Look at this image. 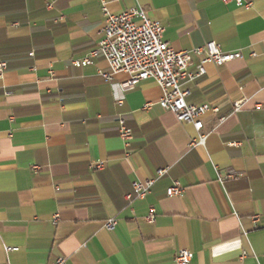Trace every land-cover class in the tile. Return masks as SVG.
Returning <instances> with one entry per match:
<instances>
[{
	"label": "crops",
	"instance_id": "crops-1",
	"mask_svg": "<svg viewBox=\"0 0 264 264\" xmlns=\"http://www.w3.org/2000/svg\"><path fill=\"white\" fill-rule=\"evenodd\" d=\"M104 8L142 9L178 52L214 41L241 53L184 86L189 104L219 110L203 118L205 146L191 148L194 126L159 105L155 81L122 93L128 75L107 61L74 66L101 41ZM0 60V264H177L181 250L191 264H264V0H0ZM227 174L238 179L221 183ZM176 181L184 193L168 197Z\"/></svg>",
	"mask_w": 264,
	"mask_h": 264
},
{
	"label": "built area",
	"instance_id": "built-area-1",
	"mask_svg": "<svg viewBox=\"0 0 264 264\" xmlns=\"http://www.w3.org/2000/svg\"><path fill=\"white\" fill-rule=\"evenodd\" d=\"M225 3L234 2L237 6H243L244 0H224ZM248 4L247 6H250ZM106 21L102 31V39L91 53L80 60L73 62L74 66L81 68L93 64V59H103L108 62L112 74L124 73L128 78L119 84L122 93H128L134 90L140 83L148 80L155 81L162 89L163 96L159 105L172 112L181 123L194 126L197 137L192 139L191 148L202 147L206 145L208 135L203 133V118L209 113H218L217 108L210 105H192L187 102L190 92L184 89V86L194 83L206 76V65L212 63L215 65H224L241 57V53H226L221 46L214 41L207 42L202 47L195 48L192 52L175 51L163 39L165 28L159 21H150L145 12L140 8H131L118 15L111 14L104 8ZM138 19L140 23L135 20ZM193 55L200 58L199 63L194 66ZM8 68L6 61L0 60V76ZM101 75L108 81L111 80V74ZM122 104L120 100L118 102ZM152 103L145 105L149 110ZM241 103H236L234 112L238 113ZM119 137L123 141L126 153L130 156V149L135 138L134 131L127 125L123 119H119ZM238 145V143H234ZM94 170H103L105 163H99L91 167ZM169 168L157 171L154 179L145 182H136L133 184V193L129 196L132 199H144L151 191L155 183L167 175ZM235 174H227L225 177H219L221 183L229 180H236ZM184 193V188L176 181L174 185L167 190L168 197H180ZM156 219V209L151 208L147 221L154 223ZM59 216L55 217V223ZM254 221L258 222L259 217L255 216ZM118 224L116 218L108 220L105 228L113 231ZM17 249L7 248V251H16ZM194 254L189 250H181L177 257V264H191ZM53 264H67L65 257H57Z\"/></svg>",
	"mask_w": 264,
	"mask_h": 264
}]
</instances>
